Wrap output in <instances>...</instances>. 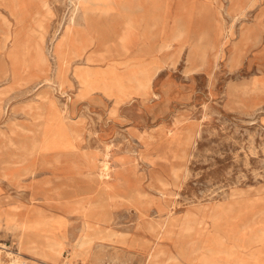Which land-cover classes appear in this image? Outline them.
I'll return each instance as SVG.
<instances>
[{"label":"rangeland","instance_id":"374dc122","mask_svg":"<svg viewBox=\"0 0 264 264\" xmlns=\"http://www.w3.org/2000/svg\"><path fill=\"white\" fill-rule=\"evenodd\" d=\"M76 3L0 0V264H264V0Z\"/></svg>","mask_w":264,"mask_h":264},{"label":"bare ground","instance_id":"6f19581e","mask_svg":"<svg viewBox=\"0 0 264 264\" xmlns=\"http://www.w3.org/2000/svg\"><path fill=\"white\" fill-rule=\"evenodd\" d=\"M77 2H78V7H77V3H76V7H77V9H80V6H81V8H83L84 9V11H83V16H82V20L83 21H85V22H87L86 21V18H88V11H93L91 8H88L89 6H87V4H89V3H92L93 4V6H99L100 7V5H99V2H101V0H77ZM103 3V2H102ZM73 15V14H72ZM76 15V14H75ZM22 19V18H21ZM71 22H75V19L73 18V19H71ZM74 24V23H73ZM70 26V25H69ZM66 28V27H65ZM136 28V23H130L129 25H128V27L126 28V32L124 33V35L121 37V44H122V47H123V49H125L126 48V46H127V44L131 41V39H132V37H134L135 36V30H137V29H135ZM68 30H70L69 28L67 29V31ZM72 30V29H71ZM81 32V31H80ZM88 32V31H87ZM144 32V31H143ZM68 33V32H67ZM67 35V34H66ZM80 35V34H79ZM88 35V34H87ZM86 35V36H87ZM137 35V34H136ZM81 36H82V33H81ZM89 36V35H88ZM136 37V36H135ZM69 38V37H68ZM75 38V37H74ZM81 38V37H80ZM62 39V38H61ZM78 39V38H77ZM90 39H91V37H90ZM92 40V39H91ZM67 42V41H66ZM63 43V42H62ZM66 44H68V43H66ZM82 46H83V50H85V48L90 44V43H87L85 40H84V38L81 40V43H80ZM92 44V43H91ZM90 44V45H91ZM53 46V45H52ZM91 47H92V45H91ZM91 47H89V48H91ZM74 48V47H73ZM66 49V48H65ZM40 51V50H39ZM43 51V50H42ZM51 54H53V53H51ZM50 54V55H51ZM66 55V54H65ZM73 55V54H72ZM38 56V55H37ZM54 56V55H53ZM86 56V55H85ZM74 57V56H73ZM77 57H78V55H77ZM205 57V56H204ZM54 58H55V56H54ZM60 59V58H59ZM66 59V58H65ZM46 60V59H45ZM57 61V60H56ZM64 61V60H63ZM81 61V60H80ZM206 61V60H205ZM71 64V63H70ZM72 65V64H71ZM78 69V68H77ZM73 70V69H72ZM72 70H70V71H72ZM88 70V69H87ZM93 70V69H92ZM99 70V69H98ZM81 71V70H80ZM83 71H84V69H83ZM86 71V70H85ZM101 71V70H100ZM91 72V71H90ZM97 72V71H96ZM95 72V73H96ZM109 72V71H108ZM60 73V72H59ZM84 73V72H83ZM89 73V72H88ZM75 74V73H74ZM80 74V73H79ZM82 74V73H81ZM93 74V73H92ZM98 74V73H97ZM96 74V75H97ZM76 76V75H75ZM81 76V75H80ZM91 76V74H86L85 75V78H88V77H90ZM104 76V75H103ZM112 76H113V74H112ZM78 77V76H77ZM84 77V76H83ZM95 79V78H94ZM106 79V78H105ZM121 79V78H120ZM144 79H149V77L147 78V76L146 77H144V78H142V80H144ZM107 80H108V78H107ZM92 81V80H91ZM95 81V80H94ZM98 81V80H97ZM139 81H141V79H139ZM81 82V81H80ZM84 82V81H83ZM87 83V82H86ZM103 83V82H102ZM146 83V82H145ZM84 84V83H83ZM111 84V83H110ZM94 85V84H93ZM106 85H108L107 83H106ZM81 86V85H80ZM90 86V85H89ZM88 86V87H89ZM144 86H145V84H144ZM86 87V86H85ZM95 87V86H94ZM108 88V87H107ZM127 89V88H126ZM121 99V98H120ZM59 112H62V111H59ZM64 112H66V111H64ZM63 113V112H62ZM182 124V123H181ZM171 134V133H170ZM171 136V135H170ZM63 138V137H62ZM76 140V139H75ZM46 150V149H45ZM47 151V150H46ZM109 154V153H108ZM60 156V155H59ZM77 156H78V154H77ZM79 160V159H78ZM59 163V162H58ZM78 164V163H77ZM80 165V164H79ZM110 165V164H109ZM108 162L107 161H103V162H101V170H100V178H107V177H109V173H108ZM76 166V165H75ZM73 167V166H72ZM82 167V166H81ZM84 168H85V166H84ZM88 169V168H87ZM111 169V168H110ZM90 172V171H89ZM93 173V172H92ZM98 175V174H97ZM112 178V177H111ZM110 179V178H109ZM194 184V183H193ZM107 185V184H106ZM160 186V185H159ZM162 192H164V191H162ZM141 196V195H140ZM156 196V195H155ZM87 207V206H86ZM218 208V207H217ZM86 209V208H85ZM248 209V208H247ZM84 216V215H83ZM202 224V223H201ZM190 225H192V224H190ZM25 227V225L23 224V226H22V229ZM61 227V226H60ZM194 227V226H193ZM191 229V228H190ZM247 229V228H246ZM251 230H252V228H251ZM187 231H188V229H187ZM30 236L31 237H33V235H29V234H27V233H23L22 234V237H21V239H22V242H21V248H23L24 246V241H25V239H27L28 237L30 238ZM220 238V237H219ZM33 239V238H32ZM223 241V240H222ZM222 243V242H221ZM213 244V243H212ZM49 245H52V244H48L47 246H49ZM55 245V247H56V254L58 255H60V253H61V249L63 248V246L62 245H60V244H54ZM224 245V244H223ZM219 246V245H218ZM218 246H216L217 248H218ZM220 246H222V245H220ZM223 247V246H222ZM39 248H41V247H39ZM216 248V249H217ZM230 248V247H229ZM2 249L3 250H7V248L5 247V246H0V252L2 251ZM218 250V249H217ZM231 250V249H230ZM232 250H233V248H232ZM213 251V250H212ZM259 251V250H258ZM183 252V251H182ZM227 252V251H226ZM255 252V251H254ZM3 253V252H2ZM164 253V252H163ZM258 253V252H257ZM19 254V256L21 255V253H18ZM62 254V253H61ZM234 254V253H233ZM233 254H232V256H233ZM239 254V253H238ZM5 255V254H4ZM4 255H3V257H4ZM231 255V254H230ZM236 255V254H235ZM257 255V254H256ZM2 256V255H1ZM191 256V255H190ZM219 256V255H218ZM237 256V255H236ZM254 256V255H253ZM262 256V255H261ZM215 257V256H214ZM225 257V256H224ZM239 257V256H238ZM5 258V257H4ZM204 258V257H203ZM257 258V257H256ZM236 259V258H235ZM242 260V259H241ZM258 260V259H257ZM19 261V259L17 258V259H15L13 262H18ZM187 261H189V260H187ZM235 261V260H234ZM259 261V260H258ZM206 262H207V260H206ZM208 262H210L209 260H208ZM4 264V263H3ZM235 264H237V263H235Z\"/></svg>","mask_w":264,"mask_h":264}]
</instances>
